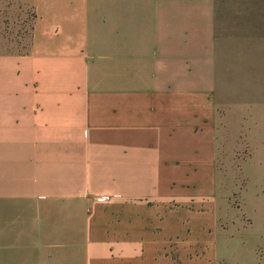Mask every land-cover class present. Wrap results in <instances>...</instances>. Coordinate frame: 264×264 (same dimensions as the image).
<instances>
[{
  "label": "crops",
  "instance_id": "obj_1",
  "mask_svg": "<svg viewBox=\"0 0 264 264\" xmlns=\"http://www.w3.org/2000/svg\"><path fill=\"white\" fill-rule=\"evenodd\" d=\"M21 1L0 0V264H167L181 225L139 200L230 143L264 0H30L25 54Z\"/></svg>",
  "mask_w": 264,
  "mask_h": 264
},
{
  "label": "rangeland",
  "instance_id": "obj_2",
  "mask_svg": "<svg viewBox=\"0 0 264 264\" xmlns=\"http://www.w3.org/2000/svg\"><path fill=\"white\" fill-rule=\"evenodd\" d=\"M49 2L54 11L64 1ZM21 13L25 54L42 12L22 0ZM240 96L241 110L223 115L220 138L228 131L231 139L215 146L216 159L200 154L196 175L149 179L151 192L139 200L148 216L181 225L180 242L173 238L166 249L167 264H264V79L247 81Z\"/></svg>",
  "mask_w": 264,
  "mask_h": 264
},
{
  "label": "built area",
  "instance_id": "obj_3",
  "mask_svg": "<svg viewBox=\"0 0 264 264\" xmlns=\"http://www.w3.org/2000/svg\"><path fill=\"white\" fill-rule=\"evenodd\" d=\"M100 200V199H99Z\"/></svg>",
  "mask_w": 264,
  "mask_h": 264
}]
</instances>
